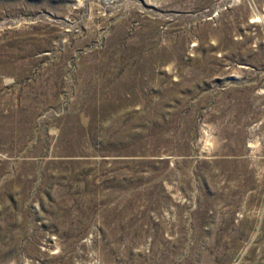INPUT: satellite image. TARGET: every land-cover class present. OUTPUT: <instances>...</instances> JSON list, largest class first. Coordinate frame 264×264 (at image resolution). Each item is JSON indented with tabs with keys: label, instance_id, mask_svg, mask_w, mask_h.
Masks as SVG:
<instances>
[{
	"label": "rangeland",
	"instance_id": "obj_1",
	"mask_svg": "<svg viewBox=\"0 0 264 264\" xmlns=\"http://www.w3.org/2000/svg\"><path fill=\"white\" fill-rule=\"evenodd\" d=\"M0 264H264V0H0Z\"/></svg>",
	"mask_w": 264,
	"mask_h": 264
}]
</instances>
